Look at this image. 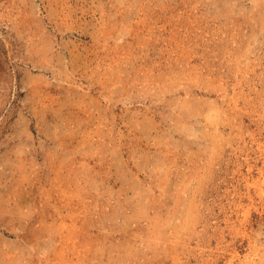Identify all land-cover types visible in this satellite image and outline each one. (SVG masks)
Instances as JSON below:
<instances>
[{
  "label": "rangeland",
  "instance_id": "374dc122",
  "mask_svg": "<svg viewBox=\"0 0 264 264\" xmlns=\"http://www.w3.org/2000/svg\"><path fill=\"white\" fill-rule=\"evenodd\" d=\"M0 264H264V0H0Z\"/></svg>",
  "mask_w": 264,
  "mask_h": 264
}]
</instances>
